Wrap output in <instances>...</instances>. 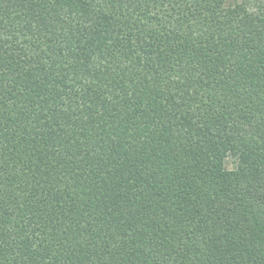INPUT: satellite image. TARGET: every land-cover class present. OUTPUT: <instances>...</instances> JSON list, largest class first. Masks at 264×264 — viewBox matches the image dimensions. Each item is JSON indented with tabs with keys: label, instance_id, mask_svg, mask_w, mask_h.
Wrapping results in <instances>:
<instances>
[{
	"label": "trees",
	"instance_id": "trees-1",
	"mask_svg": "<svg viewBox=\"0 0 264 264\" xmlns=\"http://www.w3.org/2000/svg\"><path fill=\"white\" fill-rule=\"evenodd\" d=\"M0 264H264V0H0Z\"/></svg>",
	"mask_w": 264,
	"mask_h": 264
}]
</instances>
